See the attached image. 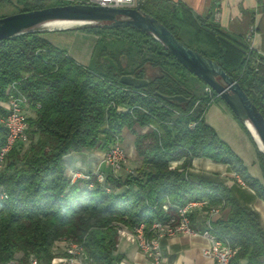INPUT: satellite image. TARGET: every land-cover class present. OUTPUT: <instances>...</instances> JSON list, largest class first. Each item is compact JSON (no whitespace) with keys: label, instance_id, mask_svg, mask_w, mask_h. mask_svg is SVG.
<instances>
[{"label":"trees","instance_id":"obj_1","mask_svg":"<svg viewBox=\"0 0 264 264\" xmlns=\"http://www.w3.org/2000/svg\"><path fill=\"white\" fill-rule=\"evenodd\" d=\"M77 3L83 2L60 0L51 6ZM40 8L44 6L19 11ZM140 8L181 40L171 23L176 7L145 0ZM199 21L192 22L196 34L206 28L213 52L186 45L237 81L264 117V58L244 36L230 34L207 17ZM80 30L95 35L109 31L121 44L111 51L103 46L95 57L97 40L90 67L77 63L37 29L0 40V115L7 112L1 102L7 101L13 84L35 113L34 118L27 117L28 148L20 153L21 143L16 144L0 170V264L10 260L26 264L30 257L48 263L58 257L53 247L60 242L63 248L69 242L81 244L91 259L88 264H115L123 257L115 254L121 225L132 231L143 225L150 238L154 222L178 220L177 208L193 201L228 208V215L212 222L209 231L236 250L231 264H264V228L258 213L239 197L241 185L227 186L190 171L198 157L225 164L254 197L264 200V184L205 123L206 107L220 97L213 90L196 96L188 85L195 81L206 87L204 82L148 32L101 24ZM105 57L113 60L117 72ZM256 58L259 64H254ZM123 74L152 79L146 87L136 88L119 81ZM155 92L190 99L177 103ZM144 127L148 130L143 133L136 130ZM124 128L134 135L140 158L137 174L106 175L103 183L93 173L72 180L64 157L83 148L107 150L120 140ZM6 135L0 124V149ZM257 156L264 175V153L257 150ZM172 162L179 165L173 167Z\"/></svg>","mask_w":264,"mask_h":264},{"label":"crops","instance_id":"obj_2","mask_svg":"<svg viewBox=\"0 0 264 264\" xmlns=\"http://www.w3.org/2000/svg\"><path fill=\"white\" fill-rule=\"evenodd\" d=\"M178 10L176 17L171 21L178 28V36L183 43L201 49L205 52H213L211 44L206 40V28L196 34L192 22L200 24L199 18L207 17L219 24L221 28L230 34L244 36L256 54L264 58V0H162ZM18 5L14 0L0 2V8L5 4ZM18 12L15 10L13 13ZM3 16V15H1ZM41 36L47 39L55 47L66 51L77 63L87 66L98 36L77 30H47L41 27ZM252 31V33H251ZM205 123L211 126L218 138L226 143L229 148L241 159L247 172L255 179L264 184V175L261 169L256 146L257 142L252 133L245 130L235 114L220 98L215 99L204 111ZM127 129V128H125ZM120 135L121 145L128 153L129 163H138L134 147V135ZM140 128H136L138 130ZM145 130H143L144 132ZM92 151V150H90ZM260 151V150H259ZM89 150L83 148L73 151L64 157L66 167L77 170L78 174L93 171L110 170L109 166L102 162L104 152L95 151L91 158ZM191 172L206 175L223 181L227 186L234 183L233 172L228 171L227 165L216 163L204 157L192 160ZM236 175V174H235ZM238 186L237 184H235ZM239 197L242 202L255 210L264 228V200L253 196V191L246 186H239ZM227 213L224 209L223 214ZM201 216H193L191 227L194 234L178 233L159 242L161 264H215L210 257H205L201 249L209 245V241L201 234L203 222ZM136 238V237H135ZM137 241V240H136ZM63 248V247H62ZM58 251V249H56ZM115 254L123 257L115 264H142L146 257L139 251L133 236V231L126 226L118 232V243ZM20 257V254H17Z\"/></svg>","mask_w":264,"mask_h":264},{"label":"water","instance_id":"obj_3","mask_svg":"<svg viewBox=\"0 0 264 264\" xmlns=\"http://www.w3.org/2000/svg\"><path fill=\"white\" fill-rule=\"evenodd\" d=\"M54 20L75 21L79 22V25L101 24L105 27H132L148 32L188 71L213 90L247 128V121L252 124L263 145V148H260L257 143L259 150L264 153V117L239 83L212 59L184 44L167 27L145 13L140 7L112 8L77 3L19 11L0 17V40L40 29L45 27L46 22ZM66 28L55 27L47 30H64ZM105 59L108 61V66L117 72L118 67L113 60L108 57ZM151 79L150 76L137 78L132 74L119 76L121 83L136 88L146 87ZM155 95L177 103H184L190 99L181 94L165 95L155 92ZM248 130L251 132L249 128Z\"/></svg>","mask_w":264,"mask_h":264},{"label":"built area","instance_id":"obj_4","mask_svg":"<svg viewBox=\"0 0 264 264\" xmlns=\"http://www.w3.org/2000/svg\"><path fill=\"white\" fill-rule=\"evenodd\" d=\"M145 0H82V4L97 5L103 7H131L136 8ZM252 33V31H251ZM10 93L8 94V99L5 102V106H12V115L4 116L0 115V123L4 128H7V135L5 144L0 149V167L1 160L4 159L5 154L13 148L18 143H24L27 141V116L24 110V107L27 105V99L22 95L13 84L10 86ZM211 89L205 87V92L209 93ZM126 158V153L124 148L119 144L115 143L110 146L106 151H104L103 163L109 167L116 169L119 167L120 163L123 162ZM99 181H102L103 177L101 173L97 174ZM237 181L240 183L238 178ZM243 186V185H242ZM3 194V193H1ZM208 201L203 202H188L183 208H179L180 222H177L175 218H170L167 221H162L158 219V232L157 240L160 242L165 238H169V233H188L194 234V230L189 226L188 216L192 212L194 207L207 206ZM164 210L168 209L167 205L162 206ZM217 212V210L212 209L211 212ZM140 226V225H139ZM139 226H136L133 231H137L138 238L140 240V248L144 249L146 252V246L142 244V237L139 233ZM211 224H208L206 229L201 232V234L207 238L209 245L201 249V253L205 257H210L214 260L215 264H231L234 255H232V246L227 242L222 241L217 236L212 234L209 230ZM53 248L58 249V257H53L51 261L43 264H88L91 259L85 253V250L81 244H79L78 249L71 248H62V251L59 252V245H55ZM148 256V263L142 264H155V260L158 259V256ZM35 261H40L37 258L30 257V263L26 264H35ZM6 264H23L16 260H10Z\"/></svg>","mask_w":264,"mask_h":264},{"label":"rangeland","instance_id":"obj_5","mask_svg":"<svg viewBox=\"0 0 264 264\" xmlns=\"http://www.w3.org/2000/svg\"><path fill=\"white\" fill-rule=\"evenodd\" d=\"M58 1H60V0H14V2L16 3V4H18V5H12V4H9V3H7V4H5V5H3L1 8H0V17H1V15H3V16H5V15H9V14H12L15 10H20V9H23V8H30V7H36V6H44V7H48V6H51L52 4H54V3H56V2H58ZM62 1H73V0H62ZM82 26H84V25H73V26H69V27H67L66 29H68V30H77V31H81L80 30V28L82 27ZM46 29H49V28H46ZM38 31H40V30H42V28H40V29H37ZM85 32V31H84ZM98 36V43H97V45H96V49H95V53H94V56L96 57V55H97V52H98V50L101 48V47H103V46H105L107 49H108V51H111V47H113V45L114 46H119L121 43L117 40V38H116V36L115 35H113L111 32H109V31H100L99 32V34L97 35ZM259 61L260 60H258V58H256V61H255V63L254 64H259ZM90 67H92V65H93V63H89L88 64ZM188 86H190V90L192 91V92H194V94L196 95V96H199V95H202L204 92H205V86L203 85V84H201V83H198V82H195V81H193V82H191V84H189ZM5 102L6 101H4V102H1V105L5 108ZM198 103V101H195V105L194 106H196V104ZM6 108H7V106H6ZM24 110H25V113H26V116L28 117V118H34V116H35V113H34V111L32 110V109H30V107L28 106V105H26L25 107H24ZM27 123H28V121H27ZM1 124V123H0ZM243 125H244V127H245V130H247L248 128L246 127V125L243 123ZM125 129V128H124ZM28 130H29V124H28ZM28 130H27V137H28ZM143 130H145V131H147L148 130V127H144V128H140V129H138V131L140 132V133H143ZM144 131V132H145ZM126 134H129V132H128V130L127 129H125L124 130V135H126ZM121 135V134H120ZM121 138V137H120ZM121 140H119V141H117L116 143H119L120 145H121ZM29 143H30V140H29V137L27 138V141L26 142H22L21 143V145H18V146H20L19 147V150H20V153H23L27 148H28V146H29ZM122 146V145H121ZM256 146L258 147V145L256 144ZM123 147V146H122ZM124 148V147H123ZM13 148H11L6 154H5V156H4V159H3V161L1 162V167H0V170H1V168L3 167V165H4V162H5V157H6V155L12 150ZM85 149H87V150H89V155H87L89 158H91L92 156H94L93 154L95 153V151H102V153L104 152V151H106V150H101V149H99V148H85ZM258 149H259V147H258ZM90 150H92V151H90ZM124 150H125V148H124ZM125 153H126V158H125V160L123 161V162H121L120 163V165H119V167L118 168H116V169H113V168H111V167H109L110 168V170H106V171H93V172H85V173H83V174H78V172H77V170H75V169H69L68 167H66V172H67V174H70L69 176H73V178H72V180H75L76 178H87L88 177V174L89 173H93V174H96V176H97V174L98 173H101V175H102V177H103V179H102V181H100V182H104L105 181V176L106 175H112V176H114V177H122V178H124V177H126V176H128V175H135V174H137V169H138V167L140 166V158H139V162L138 163H129V157H128V153L126 152V150H125ZM103 159H104V154H103V157H102V161H103ZM177 165H179V162H172L171 163V166H177ZM233 175V178H232V180H234V183H236V184H239V185H241L238 181H237V179H236V177L235 176H237V175H235V173H233L232 174ZM239 177V176H238ZM97 178H98V176H97ZM99 180V179H98ZM242 186V185H241ZM244 186V185H243ZM188 203V202H187ZM186 203V204H187ZM185 204V205H186ZM163 205H167L168 206V204L167 203H164ZM185 205H183V206H181V207H178L177 208V214H178V220H176L177 222H180V216H179V212H178V209L179 208H183ZM163 208V207H162ZM212 209H215V210H217V212H215V211H213V212H211V210ZM224 209H227V213L226 214H223V211H224ZM164 210V209H163ZM197 215H199V216H201V221L203 222V226H202V229H201V231H204L205 229H206V227H207V225L208 224H212V222H214L215 220H217V219H219V218H224V217H226L227 215H228V208L226 207V208H224L223 206H209V205H207V206H199V207H194L193 208V210H192V212L189 214V216H188V219H189V226H190V228L191 229H193L192 227H191V221H192V219H193V216H197ZM124 226L123 225H121L120 226V228H123ZM133 236H134V239H135V242H136V247H137V241H136V238H135V235H134V231H133ZM63 243H57V245H59V248H60V250H59V252H61L62 251V247H63V245H62Z\"/></svg>","mask_w":264,"mask_h":264},{"label":"bare ground","instance_id":"obj_6","mask_svg":"<svg viewBox=\"0 0 264 264\" xmlns=\"http://www.w3.org/2000/svg\"><path fill=\"white\" fill-rule=\"evenodd\" d=\"M79 22H75V21H69V20H54V21H49L45 23V27L47 28H55V27H69V26H73V25H79ZM12 115V106H7V112L4 116H11ZM248 128L251 130L254 138L256 139L258 145L260 148H263L262 142L257 134V132L255 131L254 127L252 126V124L250 122H246ZM7 130V128H6ZM3 161V159L1 160V162ZM236 178H238V180L240 181L241 185H244V183L242 182V180L238 177L235 176ZM153 233L152 236L150 238H147L145 233H144V227L143 225L139 226V233L140 236L142 237V244L144 246H146V252L144 253V249L140 248V240L138 238V233L137 231H134L136 240H137V246L139 251L146 257V261L144 263H148V256H158V259L155 260V264H161V255H160V251H159V240H157V232H158V221L153 223ZM176 233H169V236H173ZM66 248H71V249H78L79 248V244L77 243H73V242H69L66 245ZM236 250L234 248H232V255H235ZM35 264H41L39 263V261H35Z\"/></svg>","mask_w":264,"mask_h":264}]
</instances>
